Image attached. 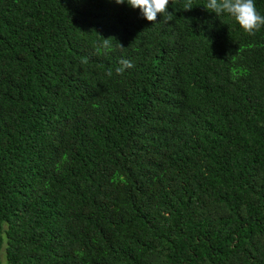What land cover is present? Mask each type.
I'll list each match as a JSON object with an SVG mask.
<instances>
[{
  "label": "trees",
  "instance_id": "1",
  "mask_svg": "<svg viewBox=\"0 0 264 264\" xmlns=\"http://www.w3.org/2000/svg\"><path fill=\"white\" fill-rule=\"evenodd\" d=\"M207 2L0 0V264H264V27Z\"/></svg>",
  "mask_w": 264,
  "mask_h": 264
},
{
  "label": "clouds",
  "instance_id": "2",
  "mask_svg": "<svg viewBox=\"0 0 264 264\" xmlns=\"http://www.w3.org/2000/svg\"><path fill=\"white\" fill-rule=\"evenodd\" d=\"M118 4H124L125 0H115ZM176 0H171L172 5ZM132 8L141 10L143 17L148 21L155 22L158 14H162L167 21L172 20V12H169L170 0H127ZM194 6L191 0L184 4V10H191ZM204 7L214 12L218 17L228 14L233 17L240 27L248 34L255 35L257 31L264 27V15H261L256 8L255 0H208ZM110 38V37H109ZM109 38H104L102 47L109 49L111 47ZM122 47H124L121 44ZM86 63L87 61H83ZM120 67L116 68L117 74H123L126 69L133 68L135 65L132 61L122 58L119 61ZM108 76L112 75V70L107 72Z\"/></svg>",
  "mask_w": 264,
  "mask_h": 264
}]
</instances>
